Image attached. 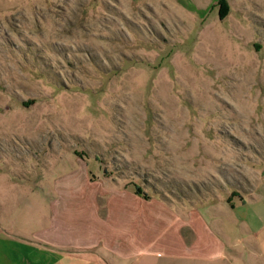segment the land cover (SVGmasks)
<instances>
[{
    "label": "rangeland",
    "instance_id": "obj_1",
    "mask_svg": "<svg viewBox=\"0 0 264 264\" xmlns=\"http://www.w3.org/2000/svg\"><path fill=\"white\" fill-rule=\"evenodd\" d=\"M139 3L0 0L1 174L87 161L147 214L264 177V0L188 23Z\"/></svg>",
    "mask_w": 264,
    "mask_h": 264
},
{
    "label": "crops",
    "instance_id": "obj_2",
    "mask_svg": "<svg viewBox=\"0 0 264 264\" xmlns=\"http://www.w3.org/2000/svg\"><path fill=\"white\" fill-rule=\"evenodd\" d=\"M129 1L188 23L218 0ZM79 163L59 176L0 173V264H264L261 175L249 191L211 194L200 209L164 203L147 214L143 192L93 188L88 162Z\"/></svg>",
    "mask_w": 264,
    "mask_h": 264
},
{
    "label": "trees",
    "instance_id": "obj_3",
    "mask_svg": "<svg viewBox=\"0 0 264 264\" xmlns=\"http://www.w3.org/2000/svg\"><path fill=\"white\" fill-rule=\"evenodd\" d=\"M222 1H223V0H218V1L216 2V5L222 3ZM135 189H136V193H140V192H141V191H139L140 188H139L138 186H135Z\"/></svg>",
    "mask_w": 264,
    "mask_h": 264
}]
</instances>
